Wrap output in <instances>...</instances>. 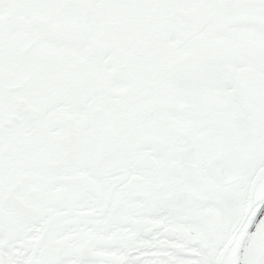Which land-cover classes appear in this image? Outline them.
Returning <instances> with one entry per match:
<instances>
[{
	"label": "snow or ice",
	"instance_id": "6c2138e0",
	"mask_svg": "<svg viewBox=\"0 0 264 264\" xmlns=\"http://www.w3.org/2000/svg\"><path fill=\"white\" fill-rule=\"evenodd\" d=\"M0 264H264V0H0Z\"/></svg>",
	"mask_w": 264,
	"mask_h": 264
}]
</instances>
